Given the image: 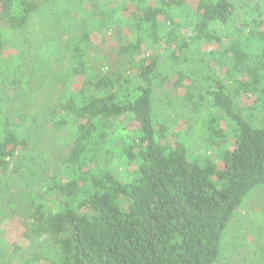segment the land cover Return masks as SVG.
<instances>
[{
    "label": "trees",
    "instance_id": "trees-1",
    "mask_svg": "<svg viewBox=\"0 0 264 264\" xmlns=\"http://www.w3.org/2000/svg\"><path fill=\"white\" fill-rule=\"evenodd\" d=\"M73 1L0 0V172L23 159L29 180L0 185V264H218L264 188V0ZM123 117L135 134L110 142Z\"/></svg>",
    "mask_w": 264,
    "mask_h": 264
},
{
    "label": "rangeland",
    "instance_id": "rangeland-1",
    "mask_svg": "<svg viewBox=\"0 0 264 264\" xmlns=\"http://www.w3.org/2000/svg\"><path fill=\"white\" fill-rule=\"evenodd\" d=\"M77 1L81 2L83 0ZM231 1L237 5L239 0ZM82 3L83 9L89 7V5L87 6L85 2ZM55 4V2H51V7L48 6L49 13H51V11H56L57 7L61 6L59 3L58 6L53 8ZM74 4H76V0L73 1L72 5ZM54 15L55 14L51 15L50 18H52ZM62 15H64V12H62ZM33 24H36L35 26H37V29H39V26H43L42 22L38 20V16L35 20L29 23L28 26L34 27ZM48 30L49 29L47 28V31ZM24 36L27 39H30L31 43L35 46L38 44L39 40H43L44 34L41 31H38V34L36 32L35 34H30L27 31ZM99 38V33H95V35L92 36L94 41H98ZM15 53V49L10 48L7 55L9 57H14ZM4 54L6 55V53ZM213 68H215L214 72H216L214 75L221 77L222 67H220L217 63ZM23 70L25 74L29 75V71L25 67ZM44 82L46 81L44 80ZM160 94L161 92L157 91V95ZM157 108L159 112H156L155 117L157 118L161 117L162 115L164 116L163 112H166L168 116H174V118H171V122L173 123L172 129L174 132L182 130L184 127L188 126L189 123H187V121L182 118L183 116H180L179 113L174 111L173 113L175 115L172 114L170 110L172 108L171 104L170 108H160L159 106ZM199 117L200 116L195 117L194 115L190 121H196V119L198 121ZM192 129L194 131L193 133L199 136V126L196 125V123L193 125ZM135 132V123H133L128 118H120L114 123L110 142H113L117 139L128 141V138L134 135ZM181 138L189 141L190 143H194L198 139L196 136H182ZM200 138V143L202 144L204 137ZM200 147L201 148L198 149L196 154H199V151H206V148H203L202 146ZM114 150L115 155L108 164V167L116 176L120 177L121 180H126L130 176V166L127 162L120 158V151L117 149ZM206 152H209V150L207 149ZM198 157H201V155H198ZM26 167L27 166L25 165L23 159L14 158L10 162L7 172L5 174L0 172V185L7 189L19 190V187L22 186V183L29 181L27 178L25 179L22 176L26 170ZM3 228L5 232H7L8 237L13 244L20 242L25 230L20 222L19 217H14L11 221H8L7 225L3 226ZM223 230L218 264H264V188L260 189V192L252 190L247 194ZM11 249L12 248H10V250Z\"/></svg>",
    "mask_w": 264,
    "mask_h": 264
}]
</instances>
